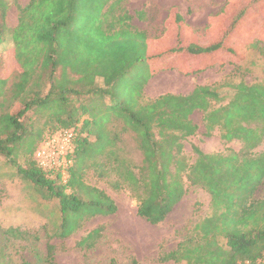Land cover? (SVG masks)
<instances>
[{
    "label": "trees",
    "instance_id": "obj_1",
    "mask_svg": "<svg viewBox=\"0 0 264 264\" xmlns=\"http://www.w3.org/2000/svg\"><path fill=\"white\" fill-rule=\"evenodd\" d=\"M108 1L29 0L20 6L15 0L17 25L11 31L10 56L16 69L0 77V157L43 200L57 202L60 224L53 234L57 239L68 238L83 218L116 212L109 196L84 183V171L89 169L114 191L128 192L137 215L153 226L171 214L187 185L209 194L210 215L196 222L160 261L264 264V150L254 153L264 145V80L236 84L225 105H220L217 87L206 85L195 86L187 95L146 99L145 85L158 72L167 69L194 76L216 66L235 65L238 59L222 60L226 51L222 42L207 46L191 42L194 33L188 34L191 41L186 45L163 48L165 33L147 36L131 25L126 10L106 9ZM126 1L116 0L114 6ZM8 9L9 2L0 0V46L8 31ZM145 14L138 11L135 17L143 20ZM175 21L179 25L181 17L170 25ZM186 33L179 29L177 43ZM183 52L189 56L184 62L192 61L195 67L184 69L176 61L177 67L151 66L153 73L141 81L140 74L129 75L138 63ZM204 54L218 56L207 64L191 59ZM4 58L0 53V63ZM195 111L203 114L206 136L218 129L221 141L238 142L240 150L205 154L192 147L196 159L189 164L183 142L198 129L191 120ZM60 130H72L74 136L65 181L61 172L44 171L32 158L45 132ZM127 139L141 154L140 165L124 154ZM97 235L93 231L79 244L86 245ZM35 239L33 233L0 226V264H30L17 253L20 244ZM56 247L46 245L48 264Z\"/></svg>",
    "mask_w": 264,
    "mask_h": 264
},
{
    "label": "rangeland",
    "instance_id": "obj_2",
    "mask_svg": "<svg viewBox=\"0 0 264 264\" xmlns=\"http://www.w3.org/2000/svg\"><path fill=\"white\" fill-rule=\"evenodd\" d=\"M7 1L8 31L0 46V53L5 55L4 61L0 63V77L7 76L16 69L10 50L11 31L17 25V10L15 0ZM16 1L20 6H24L29 0ZM115 2L116 0H109L106 9L114 8L118 13L122 9L126 10L132 17L131 25L137 30L145 32L152 38L165 33L161 37L165 40L161 43L164 45L163 48H177L182 43L186 45L191 41L188 34L194 33V40L191 42L202 46L222 42V47L226 50L221 53L222 60L234 56L238 59L235 65L226 64L221 68L216 66L194 76H184L175 70L167 69L158 72L148 79L145 85L146 99H154L164 94L187 95L195 86L206 85L217 87L220 105H225L231 99L233 86L236 84L251 85L264 80V41H261L264 36V0H127L123 5L118 3L114 6ZM138 11H145V19L138 20L135 17V12ZM176 16L181 17L179 25L176 21L170 25ZM85 19L84 15L83 21ZM180 28L182 33L183 31L187 33L185 36L182 34V40L177 43ZM231 39L233 44H230ZM257 41V47H253V43ZM227 44L234 46L230 47ZM231 51L234 53H229ZM152 55L155 56L154 53ZM217 56L218 54H204L195 58L191 55V59L207 64L210 59ZM165 57L166 60L151 59L149 64L147 61L138 63L129 70V75L138 73L141 81L153 73L152 68L177 67L176 61L184 69L196 66L190 60L188 61L191 63L184 62L189 57L185 52L178 55L166 54ZM202 118L203 114L200 111L193 112L191 120L198 129L194 136L183 142V154L189 164L196 159L192 147L205 154H226L229 151L240 150L241 144L238 142L221 141L218 129L213 130L210 136H206ZM62 131L45 132L43 141L38 144L32 158L44 171L61 172L65 181L68 167L64 166V161L67 158L71 160V155L55 156L57 165L47 168H43L35 156L41 145ZM263 150L264 145H261L254 153L258 154ZM124 154L134 164L140 165L141 154L129 139L125 140ZM20 164L24 166L22 161ZM83 181L109 196L116 206V212L110 216L83 218L80 228L68 238L57 239L53 235L60 224L57 202L43 200L32 185L21 179L16 169L0 157V226L5 229L18 228L35 234L37 238L17 247L18 258H23L30 264H48L46 245L50 244L57 246L51 264H174L171 261L162 262L159 258L173 251L192 226L208 217L212 210L209 194L198 187L187 185L185 196L171 214L163 223L153 226L137 215L136 202L128 192L114 191L109 182L98 180L89 169L84 171ZM84 213L85 211L81 217L85 215ZM93 231H97L98 235L88 244L80 245L79 242Z\"/></svg>",
    "mask_w": 264,
    "mask_h": 264
},
{
    "label": "built area",
    "instance_id": "obj_3",
    "mask_svg": "<svg viewBox=\"0 0 264 264\" xmlns=\"http://www.w3.org/2000/svg\"><path fill=\"white\" fill-rule=\"evenodd\" d=\"M73 132L69 130H63L54 136L49 142L41 145L35 152V156L39 160V164L43 168L52 167L57 165V157H63L64 155H71L73 152ZM64 166L68 168L72 162L69 158L64 161Z\"/></svg>",
    "mask_w": 264,
    "mask_h": 264
}]
</instances>
